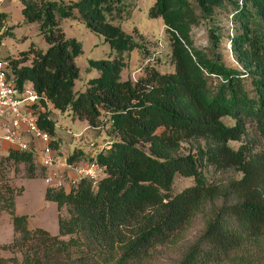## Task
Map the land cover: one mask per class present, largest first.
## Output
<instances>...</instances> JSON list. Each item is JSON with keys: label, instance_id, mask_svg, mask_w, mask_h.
Returning a JSON list of instances; mask_svg holds the SVG:
<instances>
[{"label": "trees", "instance_id": "16d2710c", "mask_svg": "<svg viewBox=\"0 0 264 264\" xmlns=\"http://www.w3.org/2000/svg\"><path fill=\"white\" fill-rule=\"evenodd\" d=\"M21 1L26 21H39L50 45L43 50L32 44L9 58V74L20 85L31 82L55 108L71 110L90 126L105 125L108 113L118 137L98 154L104 175L82 177L69 188L47 186L45 197L58 204V233L30 227L29 214L15 211L23 186L0 183V210L12 214L15 231L3 244L14 255H0V264H144L197 217L202 231L176 264H255L264 258V0H155L149 15L167 26L174 69L152 66L136 81L121 79V73L125 52L140 42L107 19L112 0ZM227 2L239 23L231 44L242 68L228 66L217 54L215 32L210 48L199 46L193 35L201 14ZM74 8L117 50L112 59H90L100 74L78 93L82 42L67 37L59 20L74 15ZM6 17L0 11V23ZM49 113L41 115V125L56 134ZM186 140L194 144L182 152ZM5 160L24 163L28 176L37 174L30 150L12 148L0 163ZM210 170L240 174L210 177ZM177 175L194 182L175 191ZM64 206L68 216L61 213Z\"/></svg>", "mask_w": 264, "mask_h": 264}, {"label": "rangeland", "instance_id": "374dc122", "mask_svg": "<svg viewBox=\"0 0 264 264\" xmlns=\"http://www.w3.org/2000/svg\"><path fill=\"white\" fill-rule=\"evenodd\" d=\"M64 3H72L77 0H59ZM155 0H112V8L107 12V19L113 23L120 24L124 30L131 33L139 42L130 51L124 54L125 66L121 73V79L131 78L136 81L145 75L152 66L162 70L174 69L171 58L170 33L162 17L149 15V9ZM227 2L225 5H227ZM216 6L211 14L204 16L201 14L199 23L193 28V35L196 43L204 48H210L214 39L212 33L219 35L216 45V52L228 65L242 68L238 63L232 49L231 36L239 31V23L232 16L229 3L227 6ZM23 3L21 0H6L1 7V11L7 13L3 45L0 47V55L8 58L19 57L21 50L28 49L32 44L38 48L46 50L50 43L45 39L40 28L39 21H26L22 13ZM200 11V9H199ZM60 23L63 26L67 37H76L82 42V52L76 57L79 67V76L75 81L76 92L86 91L90 86L91 79L99 76L100 71L92 67V58H114L117 50L105 39L103 33L91 28L78 8H74V15L61 17ZM31 59L23 62L31 63ZM51 116L56 121V131L62 137L67 154L77 152L86 148L82 157L89 159L92 148L103 144L106 147L116 139L117 133L112 130L111 120L108 113H104L105 125L99 127L90 126L87 119L74 117L71 110L60 111L52 105ZM224 120L235 123V119L225 116ZM251 133L258 134L252 127ZM231 144L238 146L240 141L231 140ZM194 144V143H193ZM190 141H183L182 152H188L193 145ZM79 145H83L79 147ZM73 150V151H72ZM80 154V153H79ZM85 154H88L85 156ZM3 155L0 154V158ZM36 175L28 176L24 163L15 164L5 160L0 163L1 182H9L15 190L24 185L21 192L16 194L15 211L17 213H27L30 215V227L40 225L47 228L52 233H58L59 222L58 204L54 200L45 197L46 184L44 177L48 175V170L41 164L38 157ZM102 173V175H104ZM234 171L216 172L208 171L210 177H227L239 175ZM64 184H68L71 175L67 171L62 172ZM224 179V178H222ZM194 182L192 176L177 175L175 179V191L181 190L185 186ZM5 211L0 223V255L10 257L14 252L9 248H4L3 244L13 239L15 231L11 219L12 214L7 209L0 210L1 215ZM61 213L68 216V209L64 206ZM203 221L200 217L193 220L184 233L168 246H159L154 250L151 259L144 264H176L184 248L193 242L201 233ZM69 238L70 235H66ZM20 254V253H18ZM255 264H264V258L258 259Z\"/></svg>", "mask_w": 264, "mask_h": 264}, {"label": "built area", "instance_id": "2783aa9c", "mask_svg": "<svg viewBox=\"0 0 264 264\" xmlns=\"http://www.w3.org/2000/svg\"><path fill=\"white\" fill-rule=\"evenodd\" d=\"M5 1L0 0V11ZM4 33L5 24L0 23V47L3 45ZM9 64L10 59L0 55V148L2 142L7 141L12 148L32 151L48 170L45 179L51 185L69 188L82 177L98 179L102 176L105 168L98 162V154L105 146H94L89 159H71V154L65 152L61 137L41 125L43 113L50 111L47 117L53 118L52 101L37 91L31 82L18 84L9 74ZM64 171L71 175L68 184H64L62 179Z\"/></svg>", "mask_w": 264, "mask_h": 264}, {"label": "crops", "instance_id": "0c3cea01", "mask_svg": "<svg viewBox=\"0 0 264 264\" xmlns=\"http://www.w3.org/2000/svg\"><path fill=\"white\" fill-rule=\"evenodd\" d=\"M56 134L58 135L57 131H56ZM58 136L60 137V135H58ZM61 139H62V137H61ZM82 146L83 145H79V147H82ZM64 147H65V145H64ZM10 149H12V145L9 142H7V141H3L2 142V147L0 148V154L1 155H5V154H7L10 151ZM84 150L86 151V148H84ZM70 174L74 175L73 172H70ZM44 179H45V177H44ZM45 182H46V184H48L47 181H46V179H45ZM21 186H23V188H24V185H21ZM45 192H46V190H45ZM4 213H5V211H3L2 215H1L0 223H1L2 217L4 216ZM11 219H12V216H11ZM29 223H30V215H29ZM37 226H40V225H37Z\"/></svg>", "mask_w": 264, "mask_h": 264}]
</instances>
